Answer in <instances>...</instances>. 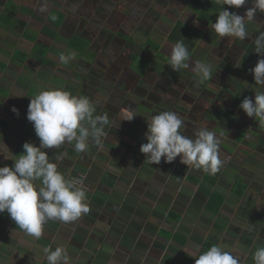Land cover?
Here are the masks:
<instances>
[{
  "label": "crops",
  "instance_id": "1",
  "mask_svg": "<svg viewBox=\"0 0 264 264\" xmlns=\"http://www.w3.org/2000/svg\"><path fill=\"white\" fill-rule=\"evenodd\" d=\"M106 1L0 0V167L11 166L25 142L39 146L26 117L30 100L41 91L56 88L87 96L96 107L94 115L107 112L110 118L101 143L90 140L84 153L75 151L74 142L45 149L65 179L85 191L90 212L68 223L48 220L36 239L5 211L0 214V264H47L43 249L49 246L65 248L70 264H195L212 245L238 255L241 264H254L253 253L264 245V126L239 107L242 84L234 70L227 84L229 74L224 79L219 74L228 67H215L210 59L215 70L201 91L180 76L183 70L167 74L153 69L145 79L142 75L159 64L152 65L151 59L143 64L149 57L139 58V48L131 49L139 46L130 37L139 29L137 19L112 6L118 0H108V8L99 6ZM250 7L252 0H247L234 10L245 14ZM52 9L66 14L59 26L49 19ZM162 19L174 23L180 18ZM247 29V41L264 32V13L257 11ZM115 33L127 35L126 43L121 38L112 46ZM75 35L82 42L70 45ZM62 53H75V59L61 64ZM229 54L220 60L233 65L236 60L226 59ZM256 91L264 88L254 87L253 98ZM234 94L240 101L227 111ZM223 97H228L225 109ZM130 108L136 114L131 121L124 120L128 113L118 117ZM161 111L178 113L185 135L194 137L205 126L217 133L219 172L187 168L179 157L172 163L162 158L158 165L146 161L139 149L147 142V120Z\"/></svg>",
  "mask_w": 264,
  "mask_h": 264
},
{
  "label": "clouds",
  "instance_id": "2",
  "mask_svg": "<svg viewBox=\"0 0 264 264\" xmlns=\"http://www.w3.org/2000/svg\"><path fill=\"white\" fill-rule=\"evenodd\" d=\"M221 4L215 23L211 27L221 38L235 37L245 40L249 37L247 22L255 21L257 11L264 13V0H252V7L243 16L230 12L223 6L239 9L247 0H217ZM254 52L264 57V32L259 33L254 42ZM190 53L183 40L177 41L171 49L169 65L173 71L186 69ZM75 59V53L59 56L61 64ZM197 74L198 83L212 78V66L196 61L192 68ZM256 85L264 88V58L257 60L250 70ZM239 107L251 118L264 126V91H256L254 99L245 97ZM14 112H18L13 108ZM96 107L87 96L72 95L69 91L49 88L41 91L30 100L27 120L33 124L39 138V146L25 142L23 153L12 159L11 166L0 167V214L5 211L10 219L29 236L39 239L43 226L48 220L72 222L90 212L84 190L65 179L58 171L56 163L50 162L45 149L59 148L74 142L75 151L84 153L90 140L101 143V133L110 124L107 112L96 114ZM136 114L128 110L131 121ZM114 126V125H113ZM185 123L174 111H161L147 120L145 137L140 152L146 161L160 164L172 163L177 157L180 163L205 173L215 175L220 171V137L208 126L201 127L192 135H185ZM39 181L42 186L37 187ZM47 264H70L68 252L63 247H44ZM254 264H264V245H258L253 253ZM195 264H241L240 257L212 245L195 258Z\"/></svg>",
  "mask_w": 264,
  "mask_h": 264
},
{
  "label": "rangeland",
  "instance_id": "3",
  "mask_svg": "<svg viewBox=\"0 0 264 264\" xmlns=\"http://www.w3.org/2000/svg\"><path fill=\"white\" fill-rule=\"evenodd\" d=\"M107 1L99 3V6H102V7L104 6V8L105 7L108 8V6H110L111 4ZM110 1L116 2L117 0L116 1L110 0ZM165 1H166V3H163V0H118L119 3H117V4L114 3L112 6L115 5V8L118 11H120V13H122V14L125 13V15H127L128 17H133V15H134V18L137 19V20H133V22L135 23V25H139V29L135 30L138 33L132 32L133 34H131L130 37H131V41H133V40L136 41L139 46H132L131 49H133V50L137 49V51H138V48H139V58L149 57V58L143 59L141 62H143V64H146L149 62V59H151L152 65H154L155 63L161 65V66L155 65L154 67H150L152 70H150V72L142 75L145 77V79H148V75L153 72V69L156 71L161 70L160 72H164L167 74H169L173 71L169 65V59H170L171 49L174 47L175 44L170 45V43H167V44L165 43L166 41H169L167 39V35H166L167 33H166L165 29L168 30V28H169L168 25H172L173 23H171V22L169 23L168 20H163L162 16L168 15L170 17L174 16L176 19L180 18L181 21H183L189 25L196 26L203 31H206L202 35L200 40L197 41V43L193 49V52L195 54H192L191 55L192 57L189 58V65L190 66L186 69H179L176 71V72H178L180 70H183L184 73L181 74L180 76L181 77L186 76V80L188 81L190 79L189 81H191L193 83L192 87L193 88L196 87L197 90L201 91V88L203 87L204 82L198 83L197 74L195 72H193V70H192L193 65L196 61L209 63V61L212 60V61H216V62H213V64L215 65L218 63V61H220V59H222V57H225V55L228 54V51H230V54L227 56L226 59H229V58L233 59V56H238L243 51L237 44V38L234 39V37H223V38L220 37V39H219V36L212 29L211 25H212V23H215L217 16H218V12L221 10V8L218 11H215L213 8L211 9V11H209L215 17L214 20H210L207 17L198 18V14L191 11L187 7L186 3H184V2H181L179 0H165ZM223 7L225 9L229 10L230 12H233V11L235 12L234 8H230L227 5H224ZM242 10L243 9H240V11H242ZM244 11H246V9H244ZM171 12H173V14H170ZM239 15L243 16L244 13L241 12ZM128 17H126V18H128ZM121 19L123 20V18H121ZM95 21H97V20H95ZM257 22H261V21H257ZM49 23H50L49 26H51L52 22L49 21ZM157 24H159L162 28L159 29ZM99 26L101 27L102 25H98L97 28ZM119 26H120L119 27L120 30L128 31L126 29V27H124L123 25H119ZM123 35H125V34H123ZM119 36L120 35H117L116 33L114 34L112 46H115V43L119 42L121 38H123V40L121 39L122 42L126 43L128 36L127 35L121 36V37H119ZM149 38L153 39L154 41L159 43L161 45L160 46L161 48L160 49H153L152 47H150L148 45V43L146 42ZM229 43H231L230 46H228ZM221 45H224L225 47H229L228 50L226 49L227 50L226 51L225 49H223V47ZM214 55H216V56L213 57ZM203 59H205V60L203 61ZM209 64L213 65L212 63H209ZM214 70L215 69H213L212 71H214ZM153 75H155V73H153ZM219 75L223 79H224V77H227V75H228L227 68L226 67L222 68L221 74H219ZM234 77H236L238 82H240L242 84V86L240 87V90H239L240 91L239 95L242 96L243 98L248 97V98L254 99L253 95H251L250 93L253 92L254 87L258 89V87H260V86L259 85L257 86L256 84L254 85L252 82L248 81L246 79V77L244 76L243 72L241 73V70L238 71L237 69H235L234 70ZM213 79H217V76L213 77ZM160 80L162 81L164 79L162 77H160ZM140 85H141V83H140ZM143 85L147 89L146 81L144 82ZM176 85H180L179 80H177ZM232 89H235V86H232ZM197 90H194V91L198 93ZM150 94L151 93H149V97H150ZM144 96L147 97L148 93ZM225 98L223 97L224 109L228 105V102H227L228 97H225ZM131 100L133 102H135V99L133 97L131 98ZM136 100H137V102H139V98H136ZM201 100L202 99H200V101ZM131 102L125 103V105L131 106ZM207 103L210 104L211 101L209 100ZM143 104H146V101H143ZM144 109H145V107H141V110H144ZM125 110H122V111L120 110L118 117L122 118V116L126 115L128 112ZM130 110H132V108H130ZM138 111H139V109H138ZM221 111H223V109ZM236 113L239 114L238 111ZM234 126L235 125H232V127H234ZM250 132H252V131H250Z\"/></svg>",
  "mask_w": 264,
  "mask_h": 264
},
{
  "label": "trees",
  "instance_id": "4",
  "mask_svg": "<svg viewBox=\"0 0 264 264\" xmlns=\"http://www.w3.org/2000/svg\"><path fill=\"white\" fill-rule=\"evenodd\" d=\"M181 2L186 3L187 7L193 11L194 13L198 14V18L207 17L210 20H214V15H212L209 11L213 8L215 11H218L221 8V5L217 2V0H180ZM66 14L60 10L52 9L49 13V19L57 26L61 25L65 20ZM206 31L201 30L200 28L189 25L180 19L176 20L167 35V39L175 44L177 41L183 40L184 44L187 46L188 51L190 53V57H192V54H195L193 52V49L197 43V41L200 40L202 35ZM123 35V34H120ZM70 45H74V42H82V40L79 39L77 35H75L71 40L69 41ZM151 47L157 49L158 45L153 43L151 39H148L146 41ZM254 42L255 40L247 41V40H239L237 38V44L241 47L242 51L240 53V56H233L235 64L233 65H227L224 61L220 60L217 64H215V67H219L221 65L227 66V72L229 74V78L227 80V84L229 81H232L233 78V70L237 69L238 71L241 70L245 77L249 80H251L254 84V76L252 72L250 71L252 68L255 67L257 62V54L254 52ZM205 59H203L204 61ZM227 87V85H226ZM226 90V88H224ZM239 98L237 95H233L230 101L229 109L227 111H234L235 106H237L239 102ZM237 104V105H236ZM231 113V112H228ZM229 115V114H228Z\"/></svg>",
  "mask_w": 264,
  "mask_h": 264
}]
</instances>
